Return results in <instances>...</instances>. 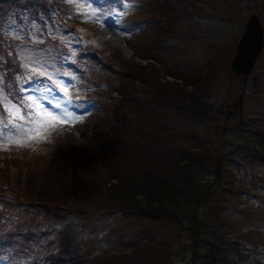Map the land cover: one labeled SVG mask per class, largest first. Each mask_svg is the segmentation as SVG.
<instances>
[{"label":"rangeland","instance_id":"obj_1","mask_svg":"<svg viewBox=\"0 0 264 264\" xmlns=\"http://www.w3.org/2000/svg\"><path fill=\"white\" fill-rule=\"evenodd\" d=\"M97 1L61 0V15L67 22L64 23L61 17L59 19L58 10V18L56 13L55 19L47 18L45 21L33 17L23 28L21 24L8 28L11 35H0V39L13 38L17 41L14 43L13 40H6L7 44L4 45L0 43V49H3L1 51H4L6 57L12 58L11 61L6 59V63L3 61V67L0 66V113L2 110L9 114L7 123L27 131L32 127V115L41 112L32 101L27 102V105L30 104L28 110H32L29 114H26L22 105L14 102L15 98L21 96V90L27 93V97L32 96L43 108L59 117L57 120H48L46 132L39 135H19L9 143H0V210L6 213L5 210L11 208L12 202L7 196L11 194L13 201H26L51 213L47 215V224L38 219L42 225L38 226L35 222L33 230H39L42 240V230L52 231L53 225L58 228L60 233L52 235L53 245L59 258L65 257L63 264H140V256L144 252L150 258L144 261L150 264H200L196 257L200 253L196 252L195 255L193 251V238L187 231L176 233L172 221H153L134 216L121 219L117 216L111 221H105L101 220L97 212H84L93 211L97 206L109 205L111 193L115 194L116 190L122 189L115 186L120 184L116 173H113V170L118 173L124 171L121 167L117 168L119 160L141 151L148 153L150 158L154 157V144L135 150L132 148L138 143L132 146L128 137L120 139L123 134L128 133L127 125L134 122L130 121V108L135 113L138 111L140 118L153 117L145 119L149 123L138 126L141 129L137 132L151 134L147 133L151 131L166 135L165 130L168 131V127H161L164 132H159L162 130L158 127L153 129L159 111L157 105L152 104V99L159 93L156 92L155 96L148 93L153 91L151 87L158 85L157 81L142 80V100L133 97L124 100L120 96L127 91L123 86L125 88L133 84L126 81L124 75L144 73L145 67L156 66L159 71H155L156 79L160 75L158 80L165 87L172 88L169 83L176 82L177 79L164 73L165 67L167 69L172 62V56L177 55L186 60L183 68L208 67L214 64L216 70L215 76L208 83L211 86L207 91L202 90L201 99L196 100L199 104L194 110L198 112L206 109L209 112L205 113L211 115L206 120L200 119V128L186 126L177 130L179 134L172 137V129L186 125L181 122L174 127V121H180L184 115L180 117L172 112L173 125L169 130V142L206 155L202 162L207 170L204 178L210 192L207 206L213 213L210 219H215L216 216L221 221L222 218L229 221L230 226L228 224L226 230H231L236 235L239 248L246 249L248 243L255 244L263 247L260 257H264V160L259 152H255L250 140L257 122L263 118L260 113L264 109L257 106L254 96H258L264 106V89L255 93L252 88L254 76L257 77L256 82H262L264 52L254 73L248 77L244 92V82L240 77L234 76L230 68L248 17L259 12L264 26V12L261 8V12L256 8L257 5H263L264 0H121L103 7L97 6ZM240 2L247 4L243 6ZM65 3L72 5V12ZM137 3H141L140 7L134 8ZM74 8L84 14V22ZM185 11L189 14L183 13ZM49 14L52 15V12ZM189 15L194 22H189ZM85 20H94L97 24H85ZM107 21H113L115 25H109ZM219 21L223 22L225 28L218 27ZM70 26L86 27L92 35V45L90 38L84 35L71 37L66 32ZM104 27L119 32L126 40L128 51L103 38L101 33ZM167 35L172 36V45L166 47L174 50L156 52L159 43ZM88 45L96 50L99 61L105 63L103 70L110 68V72H113L102 77L110 82L109 89L105 85L94 89L93 85L88 86L91 82L88 74L92 72L91 69L101 67L99 61L91 64V68L86 64L84 69L87 70L84 73H75V69L69 68L59 70L56 64L51 63L60 58L72 63L76 56L83 54ZM64 48L72 49L70 56L65 54ZM89 49L91 48L85 51L88 56L91 53ZM54 53L56 55L52 57ZM36 59L37 63L32 64L31 61ZM20 63H31L35 71L37 69L45 75L47 83L30 82L25 85V89L17 87V94H14L16 90L12 87L16 82L10 73ZM26 71L27 68H21L19 73L23 75ZM144 76L147 77L148 74ZM19 81L20 78L18 83ZM52 82L61 93L50 86ZM65 88L67 92L64 91ZM189 89L196 90L194 87ZM48 100L52 104L60 103L58 114L54 111L55 107L48 108L44 104ZM204 102L208 105L204 106ZM162 103L167 102L164 99ZM240 103L243 109L241 114L236 109V105ZM184 106L183 111L187 113L185 118H189L188 115H192L191 109ZM65 108L70 114L68 119L61 116ZM229 112L232 114L227 117ZM147 128L150 130H146ZM133 134L126 136L131 137ZM14 160L16 164H11ZM149 162L143 163L150 165ZM10 164V169H7ZM67 209L77 212L70 222L53 221V213H70ZM62 218L63 221H69L67 215ZM6 223L14 226L13 222ZM74 225L79 228L71 236L67 235L66 241L64 233L70 231L71 226L75 230ZM226 235L224 233L222 236L224 240ZM36 237L32 236L34 257L39 253L38 247L33 244ZM43 240L47 241L48 237ZM226 242L223 241V244L226 245ZM231 244L234 245L233 242L229 245Z\"/></svg>","mask_w":264,"mask_h":264},{"label":"trees","instance_id":"obj_2","mask_svg":"<svg viewBox=\"0 0 264 264\" xmlns=\"http://www.w3.org/2000/svg\"><path fill=\"white\" fill-rule=\"evenodd\" d=\"M240 3L243 6L247 4L243 2ZM256 8H258L257 10L260 12L261 10L264 12V4L257 5ZM247 10L249 11L250 9ZM183 13L189 14L186 11ZM245 21L246 19L243 21V25ZM189 22H194L191 15H189ZM218 27L225 28V25L223 22L219 21ZM239 31L242 32V30ZM171 37V35H167L166 38L159 43L160 45L158 44L159 46L156 48V52L173 51V48L166 47L172 45ZM153 57L156 60L155 56ZM157 61H159V58ZM185 63V59L176 55L175 57L172 56V62L169 67L167 69L165 67L166 73L164 74L166 76L171 75L173 79H177L176 82L169 83V85H172V88L165 87V85L158 80L160 75L156 79L155 74L159 72L156 66L145 67L144 73H130L131 75H124L126 81L133 83L132 86H127L125 88L123 86V89L127 90L125 94H120L121 97L123 96L124 100L130 97L142 100L144 97L143 92H140L142 80L145 82L148 80L151 81L152 79L157 81L158 85H156V87H151L153 91L148 93H152L153 96L156 95V92L159 93V95L154 98H157V100L152 99V104L155 103L154 105H157L156 107L159 111V114L156 116L157 123L153 124V129L158 127L162 130L159 132H164V129L161 127H168V131L166 132L165 130L166 135L151 131L147 133H151L152 135L137 132L141 129L138 126L143 125L145 122L149 123L148 120L144 121L145 119H152L153 117L140 118L138 111L135 113L133 108H130V121L133 120L134 122L127 125L128 133L123 134L120 139L128 137V142H130L132 146L134 143H138L136 147L132 148L135 150L138 148L143 149L145 146L154 144V157L150 158L148 157V153H142L141 151L134 155L126 156L124 160L123 158L119 160L118 162L120 163H117V168L121 167L124 171L118 173L117 170H113V173H116V179H118L120 184L119 186H115L122 189L120 191L116 190L115 194L111 193L109 205L97 206L94 207L93 211L84 212H97L101 220L105 221H111L117 216H120V219L125 217L132 218V216H134L144 217L153 221H172L176 233H184L187 231L193 238V251L194 254L196 252L200 253L196 256L200 264H264V257H260V250H263L261 249L263 247L248 243L246 249L239 248L236 235L232 234L233 232H230L231 230H226L229 221L224 218H222L221 221V219H218L219 217L216 216L215 219H210V217L213 216L211 208H207L210 202V192L207 189L208 184L205 183L207 180L204 178V172L207 170L202 162V160H204L202 158L206 155L199 154L200 152L194 153L192 152L194 150L191 148L188 149L177 143L171 144L169 142L171 137V135H169V130H171L173 125L171 118L172 112H174L175 115H180V117L184 115V118L180 119V121H174V127L181 122L186 123V125H182L181 128L172 129V137L179 134L177 130H182V128L186 126L194 129L200 128L199 123L203 121L202 119L206 120L208 119L207 117L211 115L206 114L209 112V110L206 109L198 112L194 110L197 108V104H199L197 101L201 99V93L207 91V88L211 86L208 83L212 76H215L214 71L216 68L214 64H210L208 67L198 66L200 68H183L182 66ZM110 73L113 72L107 71L106 75ZM145 74H148V76H144ZM177 75L181 76L178 77ZM239 79L244 82L242 91L244 92L248 78L240 77ZM253 79L255 83L252 89L255 93H260L262 89H264V75H262V82H256V76H254ZM189 87H194L196 90H190ZM158 91H162V93ZM254 98L257 106L264 109L258 96H254ZM164 99L165 102H167L165 104L162 103ZM262 103H264V101H262ZM184 105L191 109L192 115H188L189 118H185L187 113L183 111L185 108ZM205 105L207 106L208 104L204 102V106ZM236 106L237 111L241 114L243 111L242 103ZM260 115L263 116V118L257 122L256 130L253 129L255 133H252L253 137L250 140L253 143L252 145L255 152H259V156L264 160V111L260 113ZM146 130L150 129L147 128ZM128 134H133V136H126ZM151 140L153 142H151ZM146 161H150V165L143 163ZM11 164H16V161L14 160ZM11 164L7 166V169H10ZM83 184L89 185L88 183ZM74 188H76V190L78 189V187ZM19 202L28 203L22 200ZM37 208L39 210L41 209L39 206H37ZM68 211L70 213L67 214L71 218L77 213L76 211ZM25 221L27 224L28 220L25 219ZM224 233L227 234L225 240L222 237ZM223 241L233 242L234 245H229L230 243L227 242L225 245ZM146 253L147 252H144L140 256V264H150L144 261L147 258L150 260Z\"/></svg>","mask_w":264,"mask_h":264},{"label":"water","instance_id":"obj_3","mask_svg":"<svg viewBox=\"0 0 264 264\" xmlns=\"http://www.w3.org/2000/svg\"><path fill=\"white\" fill-rule=\"evenodd\" d=\"M124 49L128 50L122 40ZM264 48V28L258 15L250 17L245 32L238 43L236 56L231 63L232 71L241 76H249Z\"/></svg>","mask_w":264,"mask_h":264},{"label":"snow or ice","instance_id":"obj_4","mask_svg":"<svg viewBox=\"0 0 264 264\" xmlns=\"http://www.w3.org/2000/svg\"><path fill=\"white\" fill-rule=\"evenodd\" d=\"M65 92H67V88L64 89ZM27 99L29 101H32L33 104L37 106V108L41 109L40 113H37L35 115H32V127L28 128L27 131L24 129H20L19 134L20 135H29V134H36L39 135L42 132H46L48 130L49 124L48 120H57L59 119L58 116L54 115L52 112L48 111L47 108H43L42 105H40L36 100H33L32 96H28ZM49 104L56 109H60L61 105L60 103L52 104L50 101ZM61 116L64 117V119L70 118V114L67 112V109H63L61 112Z\"/></svg>","mask_w":264,"mask_h":264},{"label":"bare ground","instance_id":"obj_5","mask_svg":"<svg viewBox=\"0 0 264 264\" xmlns=\"http://www.w3.org/2000/svg\"><path fill=\"white\" fill-rule=\"evenodd\" d=\"M101 34L103 38L108 39L112 44H114L115 46H118L119 48L121 46L123 49L122 39L120 36H118L114 32H111L108 29H105L104 31H102ZM123 50L126 51L125 49Z\"/></svg>","mask_w":264,"mask_h":264}]
</instances>
